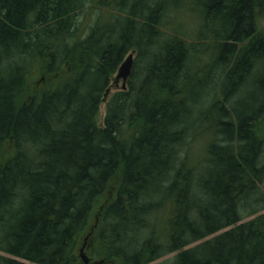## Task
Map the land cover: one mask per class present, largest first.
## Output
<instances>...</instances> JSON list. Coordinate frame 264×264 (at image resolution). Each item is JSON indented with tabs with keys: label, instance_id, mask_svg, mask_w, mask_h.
<instances>
[{
	"label": "trees",
	"instance_id": "1",
	"mask_svg": "<svg viewBox=\"0 0 264 264\" xmlns=\"http://www.w3.org/2000/svg\"><path fill=\"white\" fill-rule=\"evenodd\" d=\"M179 2L208 28L194 43ZM263 5L0 0V264H85L91 229L98 264H264Z\"/></svg>",
	"mask_w": 264,
	"mask_h": 264
},
{
	"label": "rangeland",
	"instance_id": "2",
	"mask_svg": "<svg viewBox=\"0 0 264 264\" xmlns=\"http://www.w3.org/2000/svg\"><path fill=\"white\" fill-rule=\"evenodd\" d=\"M179 3H180V5H178L179 11L175 14L172 13V16L169 18L171 23L169 22V24L172 27L178 29L182 35L184 34V37H186L189 40V42L194 43L195 42L194 39L196 38V36H198L201 32H207L208 28H206L205 25L203 26L204 19L201 17H198L199 15L195 11V9L197 7L195 2H194V4L191 3L190 5L188 3L185 4L184 2H179ZM263 3H264V0H263ZM91 8H94V7L88 5V7L86 8V11H84V13L81 14L80 18L83 20V22L85 24L95 22L97 17L100 14V10H92ZM102 9L107 11L109 14L115 15L118 13V11L114 10V9H108V8H105V9L102 8ZM257 24H258L259 29L264 32V5L262 6V8L260 10V17L258 19ZM129 54H133L134 61L137 59V51L131 50L126 55V57L124 58L121 65L124 63L125 59L128 57ZM119 69H120V67L118 68L117 72L115 74H113V76L111 78L110 86H109L108 90L105 92L102 103L100 105V111H99V115H98V124L100 126H104V119H105L106 111H107V103H108L110 97L115 92H117L119 90L128 89V81H129L132 73L128 77L127 82H126L127 87H126V89H124L123 88L124 80H123V77L119 75ZM132 71H133V67H132ZM30 76H31V78H29V85L30 86H32V84L36 87H41L42 85H44L45 77L43 75L36 74V72L32 74V70H31ZM200 146L202 148L206 147L203 139H201L199 141L194 140L191 143V147H190L191 153L195 154L194 155L195 158L198 156H201L203 154L202 151L200 150ZM253 217H255V216L246 217L240 223L248 221V220L252 219ZM92 234H93L92 229L90 231L89 230L86 231V233L84 234V237L80 243V247L78 249V255H79L80 259H83V256H82V253H83L86 257H89L91 263H94L93 262L94 260L91 258V253H90L91 246H89L90 245L89 240L92 237ZM196 244H198V242L193 244V245H190L188 248H191L192 246H194ZM177 253L178 252L168 254V255L156 260L155 262H153L151 264H172L174 262V259L177 255ZM95 262L96 263H94V264H98L100 262V259L99 258L96 259Z\"/></svg>",
	"mask_w": 264,
	"mask_h": 264
},
{
	"label": "water",
	"instance_id": "3",
	"mask_svg": "<svg viewBox=\"0 0 264 264\" xmlns=\"http://www.w3.org/2000/svg\"><path fill=\"white\" fill-rule=\"evenodd\" d=\"M133 61H134V56L133 54H129L128 57L125 59L124 63L120 66L119 69V75L123 77V88L126 89L127 87V79L132 73V67H133ZM83 258L85 259V262L88 264L90 259L86 257L82 253Z\"/></svg>",
	"mask_w": 264,
	"mask_h": 264
},
{
	"label": "bare ground",
	"instance_id": "4",
	"mask_svg": "<svg viewBox=\"0 0 264 264\" xmlns=\"http://www.w3.org/2000/svg\"><path fill=\"white\" fill-rule=\"evenodd\" d=\"M88 258H89V257H88ZM81 260H82V261H83L85 264H87V263L85 262V259H84V258H83V259H81ZM89 263H90V261H89ZM89 263H88V264H89Z\"/></svg>",
	"mask_w": 264,
	"mask_h": 264
}]
</instances>
